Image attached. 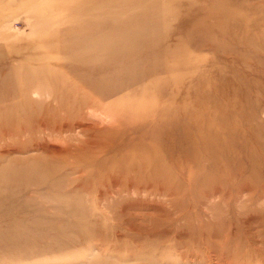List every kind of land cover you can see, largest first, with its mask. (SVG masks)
Here are the masks:
<instances>
[{
  "label": "rangeland",
  "instance_id": "1",
  "mask_svg": "<svg viewBox=\"0 0 264 264\" xmlns=\"http://www.w3.org/2000/svg\"><path fill=\"white\" fill-rule=\"evenodd\" d=\"M0 264H264V0H0Z\"/></svg>",
  "mask_w": 264,
  "mask_h": 264
}]
</instances>
